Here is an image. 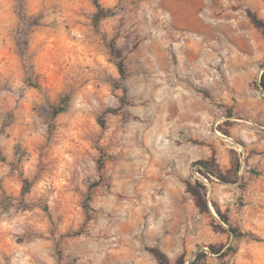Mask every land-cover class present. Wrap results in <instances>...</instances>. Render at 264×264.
Returning a JSON list of instances; mask_svg holds the SVG:
<instances>
[{
  "label": "rangeland",
  "instance_id": "rangeland-1",
  "mask_svg": "<svg viewBox=\"0 0 264 264\" xmlns=\"http://www.w3.org/2000/svg\"><path fill=\"white\" fill-rule=\"evenodd\" d=\"M99 3L0 0V264H264V0Z\"/></svg>",
  "mask_w": 264,
  "mask_h": 264
},
{
  "label": "trees",
  "instance_id": "trees-1",
  "mask_svg": "<svg viewBox=\"0 0 264 264\" xmlns=\"http://www.w3.org/2000/svg\"><path fill=\"white\" fill-rule=\"evenodd\" d=\"M94 6L96 7V11L93 14V24L97 26L98 22L100 21L101 18L107 16L110 12L111 9L109 8H104L100 3L99 0H92ZM248 14L251 18V21L258 27L263 28V33H264V24L261 23L260 19H257L255 15L251 14L250 11H248ZM119 70L122 72L121 65H118ZM260 86L264 92V81L260 83ZM69 99V96H64L60 99L59 103L55 105L52 108V116L57 115L60 113L63 109L64 106L66 105L67 101ZM196 164L200 165L199 170L205 172V175L208 173L210 175H213L212 171L208 169L207 163L205 161L199 160L196 161ZM102 167V163H99V169ZM195 185H197L201 190H203L205 187L203 184H201L199 181L195 180ZM24 189L27 188L28 181L27 179H24ZM187 185L189 188H192L191 183L187 182ZM196 205L199 207L200 210L207 211L208 206L206 199L204 197L205 193H200V191H195L193 189L190 190ZM204 191V190H203ZM216 212L218 213L220 219L227 225V231H229L233 241H237L238 239L249 235L252 236L253 239L260 240L258 237L254 236L251 233H246L242 231L239 227L232 225L227 218L226 215L220 212L219 208L214 205ZM207 248L203 247H198V249L195 251V253L192 255L190 259H188V264H229L228 262V257L232 256L234 253L237 251V246L233 243H227V244H219V245H214V244H208L206 246ZM153 254L156 256L160 264H185L187 258L185 253H181L174 262H171L170 259L167 257V255L163 252H161L157 248L151 249ZM209 254L215 255L219 261L216 263H210L207 261V256Z\"/></svg>",
  "mask_w": 264,
  "mask_h": 264
},
{
  "label": "built area",
  "instance_id": "built-area-1",
  "mask_svg": "<svg viewBox=\"0 0 264 264\" xmlns=\"http://www.w3.org/2000/svg\"><path fill=\"white\" fill-rule=\"evenodd\" d=\"M197 168H199V167H197ZM198 170H199V169H198ZM193 172H195V174H194V178L199 179V172L197 171V169H194Z\"/></svg>",
  "mask_w": 264,
  "mask_h": 264
},
{
  "label": "bare ground",
  "instance_id": "bare-ground-1",
  "mask_svg": "<svg viewBox=\"0 0 264 264\" xmlns=\"http://www.w3.org/2000/svg\"><path fill=\"white\" fill-rule=\"evenodd\" d=\"M211 210H212L213 213H215L214 210L212 209V207H211Z\"/></svg>",
  "mask_w": 264,
  "mask_h": 264
},
{
  "label": "water",
  "instance_id": "water-1",
  "mask_svg": "<svg viewBox=\"0 0 264 264\" xmlns=\"http://www.w3.org/2000/svg\"><path fill=\"white\" fill-rule=\"evenodd\" d=\"M185 264H188V260L185 262Z\"/></svg>",
  "mask_w": 264,
  "mask_h": 264
}]
</instances>
